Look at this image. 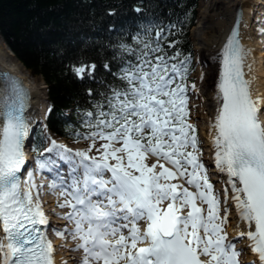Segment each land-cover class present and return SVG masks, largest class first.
<instances>
[{
	"label": "snow or ice",
	"instance_id": "1",
	"mask_svg": "<svg viewBox=\"0 0 264 264\" xmlns=\"http://www.w3.org/2000/svg\"><path fill=\"white\" fill-rule=\"evenodd\" d=\"M154 27L146 23L133 37L137 49L118 46L121 55L134 54L135 62L122 60L113 73L121 85L97 89L94 110L80 113L88 131L76 135L89 146L73 152L51 141L46 151L61 150L71 182L58 175L49 187L62 188L60 194L68 197L59 206L71 209L64 218L75 225L67 231L79 241L74 250L84 253L80 264H240L241 250L225 231L229 209L221 216V197L199 159L196 126L188 122L189 58L179 60V52L169 56L160 43L163 29L156 28L151 39ZM238 37L237 27L222 50L212 144L215 167L230 185L223 203L234 205L247 226L238 237L249 241L247 247L264 264V95L253 96L244 72L247 50ZM103 67L111 71L108 64ZM96 70L95 63L72 66L81 81L95 80ZM0 75V264H54L40 186L31 171L27 189L20 179L29 94L19 78ZM38 163L41 170L49 167ZM56 234L63 237L64 231Z\"/></svg>",
	"mask_w": 264,
	"mask_h": 264
},
{
	"label": "trees",
	"instance_id": "2",
	"mask_svg": "<svg viewBox=\"0 0 264 264\" xmlns=\"http://www.w3.org/2000/svg\"><path fill=\"white\" fill-rule=\"evenodd\" d=\"M198 5L199 0H0V34L31 73L47 83L50 131L79 139L76 133L88 131L80 113L94 110L93 101L100 99L96 90L106 91L107 84L120 86L113 73L123 66L122 60L134 61V54L121 55L118 46L137 49L133 37L146 23L155 26L153 41L155 29H163L164 51L169 56L179 52V60L188 57V74L194 69L190 28ZM172 43L175 46L169 47ZM80 63L97 65L95 80L75 77L72 66Z\"/></svg>",
	"mask_w": 264,
	"mask_h": 264
},
{
	"label": "bare ground",
	"instance_id": "3",
	"mask_svg": "<svg viewBox=\"0 0 264 264\" xmlns=\"http://www.w3.org/2000/svg\"><path fill=\"white\" fill-rule=\"evenodd\" d=\"M204 3L199 9V18L197 23L191 29V36L196 50L201 55L202 65L199 64L197 73L202 76L200 82L196 87L201 90V107L200 116L202 121V130L207 146V158L213 163V170L218 174L220 184L222 186V196L224 197V190L230 189L228 178L224 173L219 172L215 167V147L212 144L215 130L212 128L214 117L220 107L218 100V61L219 50L222 43L228 34L231 25L234 21L236 9L239 10L240 19L238 23L239 39L243 47L247 50L246 60L244 62V69L246 70L247 79L252 82L253 96L264 95V38L262 32L257 34L259 29L255 30L256 26H261L262 19L264 20V0H203ZM263 17V18H262ZM260 20V21H258ZM14 52L8 45L0 38V73L7 72L19 78L29 94L27 99V121L29 125L40 123L43 120L47 109L45 101L41 100L40 87L37 86L34 80L27 77L21 62L16 59L13 61L12 56ZM249 59V63L247 61ZM1 83V82H0ZM264 118V117H262ZM2 130V123L0 118V131ZM211 150V151H210ZM155 160V158H154ZM168 166V165H166ZM37 172L35 177H40ZM34 177V178H35ZM187 187V185H185ZM190 190H194L191 189ZM231 196V191L228 192ZM49 204V203H47ZM228 212V231L232 236H238L239 232L247 231L245 223L241 222L237 216L234 205L227 204ZM47 208L52 211L51 205ZM48 217V215H47ZM50 218V217H48ZM55 221H63V218H52ZM59 226V225H58ZM141 222V227H143ZM75 226H73L74 228ZM72 228V229H73ZM242 238V237H241ZM63 239L58 238L56 243L65 247ZM70 244V243H66ZM249 241L242 238V246L247 251H250L247 260L255 261L259 264L258 257L247 247ZM69 248H64V255L59 252L57 257V264H76L77 256Z\"/></svg>",
	"mask_w": 264,
	"mask_h": 264
},
{
	"label": "rangeland",
	"instance_id": "4",
	"mask_svg": "<svg viewBox=\"0 0 264 264\" xmlns=\"http://www.w3.org/2000/svg\"><path fill=\"white\" fill-rule=\"evenodd\" d=\"M204 3V1L203 0H199V9H200V7H201V5ZM192 32V31H191ZM0 38L6 43V41L3 39V37L1 36V34H0ZM6 45H8L7 43H6ZM9 46V45H8ZM195 46V45H194ZM10 47V46H9ZM11 49V48H10ZM12 50V49H11ZM13 51V50H12ZM12 56V59H13V61H16V59H18V57L14 54V56L13 55H11ZM196 68H198V66H199V64L200 65H202V61H201V55L198 53V51L196 50ZM19 60V59H18ZM245 60H246V56H245ZM20 61V60H19ZM247 61H248V63H249V59H247ZM21 62V61H20ZM21 64L23 65V69H24V71L26 72V74H27V77L30 79V80H34L35 82H36V84H37V86L38 87H40V97H41V100L42 101H47V89H46V87H45V85H46V83H45V81H44V79H43V77L41 76V75H34V74H32L31 73V71L21 62ZM197 70V69H196ZM193 75H194V80L192 81V82H190V87H189V89H188V92H187V95H188V98H189V103H188V108H189V110H191V112H192V118H191V121H189L190 123H192V124H194V125H196L197 126V124H198V126L199 127H201V125H202V118H201V116H200V113H201V111H200V107H201V105H202V103H201V90L200 89H198L197 87H195V89H193L192 87H191V85H193V84H195V86H196V84L198 83V82H200L201 81V79H202V76L199 74V73H197V71H195L194 73H193ZM197 123V124H196ZM198 137V139H199V135L197 136ZM63 140V143L64 144H67V145H69V146H71V147H73V148H75V150H81V149H86L88 146H89V144H90V141H88V140H83V141H79V142H71V141H69V140H66V139H62ZM201 143H198V146L200 145ZM97 147H99V143L97 144ZM189 151L191 150L190 148L188 149ZM92 155H95L96 153H95V151H93L92 153H91ZM198 155H199V152H198ZM154 158L155 157H149L148 159H147V163L149 164V165H151L152 163H154L155 162V160H154ZM40 159V154L38 155V157L36 158V160H34L32 163H31V168H32V170L33 171H35L36 173L38 172V170H36L37 169V167H35V165L37 164L36 162H37V160H39ZM205 168L207 169V171H208V173L209 174H212V175H214L210 170H209V166L207 165V166H205ZM174 183L175 182H177V181H173ZM212 183H213V186H214V191H215V193L216 194H218V195H220V193H221V191H219V190H216V185H214V181H211ZM43 199H46L47 197H52L53 196V194H51L49 191H42V194L40 195ZM222 204H223V201H222ZM46 207V206H45ZM45 209V208H44ZM54 209H57V208H54ZM49 214V217H57L56 215H54L53 213H48ZM221 216H223L224 215V212L223 211H221ZM228 227H229V223L227 222V225L225 226V231L228 229ZM230 232H228L227 234H228V236L230 237V234H229ZM227 236V237H228ZM228 240L229 241H232L233 243H235L236 244V248L238 249V250H241L242 252H241V255L239 256V261H240V264H251V260H247V261H244L247 257V255H248V252L246 251L247 249L246 248H241V239H240V237H235L233 240H232V237H230V238H228ZM58 247L59 246H57V249H58ZM61 251V253H64V251L62 252V250H59V252ZM65 254V253H64ZM63 254V255H64Z\"/></svg>",
	"mask_w": 264,
	"mask_h": 264
}]
</instances>
